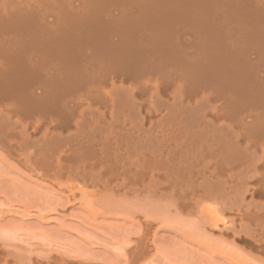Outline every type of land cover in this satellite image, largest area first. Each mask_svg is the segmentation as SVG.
Returning a JSON list of instances; mask_svg holds the SVG:
<instances>
[{
  "label": "bare ground",
  "instance_id": "6f19581e",
  "mask_svg": "<svg viewBox=\"0 0 264 264\" xmlns=\"http://www.w3.org/2000/svg\"><path fill=\"white\" fill-rule=\"evenodd\" d=\"M0 149L165 201L264 263V0H0Z\"/></svg>",
  "mask_w": 264,
  "mask_h": 264
},
{
  "label": "rangeland",
  "instance_id": "374dc122",
  "mask_svg": "<svg viewBox=\"0 0 264 264\" xmlns=\"http://www.w3.org/2000/svg\"><path fill=\"white\" fill-rule=\"evenodd\" d=\"M31 170L0 149V249L8 257L82 264H264L241 236L204 230L196 217L176 213L165 201L154 203L143 192L134 195L113 184L97 190L61 176L64 171L41 177ZM143 228L149 230L143 243L148 246L131 255Z\"/></svg>",
  "mask_w": 264,
  "mask_h": 264
}]
</instances>
